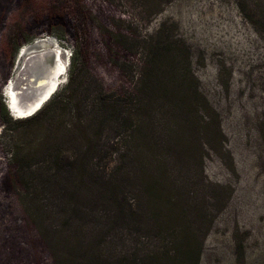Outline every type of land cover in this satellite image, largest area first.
Listing matches in <instances>:
<instances>
[{"label":"rangeland","instance_id":"374dc122","mask_svg":"<svg viewBox=\"0 0 264 264\" xmlns=\"http://www.w3.org/2000/svg\"><path fill=\"white\" fill-rule=\"evenodd\" d=\"M126 29L181 40L195 112L161 83L153 123L105 129L96 170L123 195L122 211L110 199L59 198L67 172L49 162L27 189L10 158L19 143L10 134L24 126L3 114L16 118L7 82L31 55L56 49L66 71L47 102L66 93L78 44L77 65L84 59L108 90H132L115 65L136 62L115 42ZM26 46L34 51L19 56ZM93 254L97 264L152 254L153 264H264V0H0V264H90Z\"/></svg>","mask_w":264,"mask_h":264},{"label":"trees","instance_id":"16d2710c","mask_svg":"<svg viewBox=\"0 0 264 264\" xmlns=\"http://www.w3.org/2000/svg\"><path fill=\"white\" fill-rule=\"evenodd\" d=\"M158 33L159 31L155 38L153 33L136 34V38L135 33L128 35L127 29L126 32L117 34L115 42L136 59V62L126 60L115 63L133 83L132 90H108L91 74L84 59L77 65V44L72 54L66 93L55 95L36 113L26 118L12 120L2 107L7 120L24 126L17 138L12 132L10 134L11 139L19 142L10 158L14 163L16 176L27 189L31 183L26 179L34 173V167L49 162L62 172H67L66 183H62L57 189L59 198L96 199L91 206L99 204L100 199H110L117 212L123 210L122 202L117 201L124 199L123 195L118 197L116 186L110 183V178H104L103 172L98 173L96 170L102 156L100 142L105 129L109 127L120 133L136 130L140 132L141 127L148 122L153 123V94L161 83L170 84L173 90L171 94L181 95L186 101L183 112L186 116L195 112L188 93L194 95L197 89L195 85L193 91L191 87H186L188 80H194L188 52L183 43L180 44L181 40ZM134 160L132 158L130 164ZM142 162L145 167H153L152 156L145 157ZM104 164V169L108 168L109 161L106 160ZM55 174V179L44 178L43 186L48 185L51 180L57 182L59 173ZM35 178L33 176L31 180ZM151 183L153 187V180ZM107 185H111V188ZM91 258L90 264H97L100 260L96 254ZM139 263L153 264V254L142 256ZM179 264L190 263L180 261ZM193 264H198V257Z\"/></svg>","mask_w":264,"mask_h":264},{"label":"bare ground","instance_id":"6f19581e","mask_svg":"<svg viewBox=\"0 0 264 264\" xmlns=\"http://www.w3.org/2000/svg\"><path fill=\"white\" fill-rule=\"evenodd\" d=\"M33 51V46H26L22 48L19 56ZM28 60L26 68L6 85L8 103L16 117L33 112L56 89L59 76L66 71V62L61 59L60 52L56 49L31 55Z\"/></svg>","mask_w":264,"mask_h":264},{"label":"water","instance_id":"95a60500","mask_svg":"<svg viewBox=\"0 0 264 264\" xmlns=\"http://www.w3.org/2000/svg\"><path fill=\"white\" fill-rule=\"evenodd\" d=\"M7 87V86H6ZM11 89V88H10ZM4 90H6V88L4 89ZM55 90H53L50 94H49V96L47 97V98H45L41 103H40V105L37 107V108H35V110L33 111V112H31L30 114H28V115H26V116H20V117H16L14 114H13V112H12V110L10 109V106H9V103H8V94H7V92L6 91H4L5 92V94H4V96H5V102H6V106H7V108L10 110V112L13 114V116H15L16 118H26V117H30V116H32L34 113H36L42 106H43V104L44 103H46L47 101H48V99L50 98V96L53 94V92H54Z\"/></svg>","mask_w":264,"mask_h":264}]
</instances>
